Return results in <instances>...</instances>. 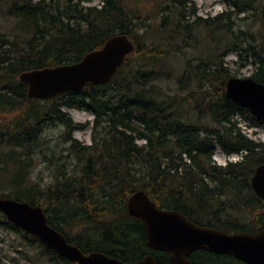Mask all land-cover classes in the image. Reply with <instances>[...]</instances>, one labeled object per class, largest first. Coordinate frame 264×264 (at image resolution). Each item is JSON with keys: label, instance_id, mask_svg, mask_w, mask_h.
Masks as SVG:
<instances>
[{"label": "trees", "instance_id": "obj_1", "mask_svg": "<svg viewBox=\"0 0 264 264\" xmlns=\"http://www.w3.org/2000/svg\"><path fill=\"white\" fill-rule=\"evenodd\" d=\"M85 1L89 0H0V11L19 24L11 38L0 35V197L40 205L48 224L82 252L99 251L123 262L151 254L157 264H172L167 252L148 248L142 222L127 212V200L138 190L159 208L179 211L199 225L234 233L264 228V200L250 185L255 168L264 162V143L243 134L235 116L262 127L264 120L224 95L225 80L235 76L225 66L227 50L238 57L251 56L255 69L249 77L264 83V4L224 0L228 8L202 18L191 0H168L163 10L170 13L157 26L161 37L167 30L172 40L180 35L192 40L195 29L201 28L230 36L214 41L224 50L206 62L187 60L175 90L168 93L159 82L171 78L166 60L173 49L155 42L150 32L138 33L144 27L142 19L125 7L126 2L141 0H102L99 6L84 5ZM254 11H259L255 22L261 39L248 32L251 43L231 37L232 14ZM190 17L195 18L191 24L182 23ZM115 34H126L134 50L111 81L88 83L80 91L48 100L27 99L21 72L77 62ZM63 108L88 111L93 120L74 122ZM50 125L63 126L67 151L82 165L72 175L62 169L51 186L40 190L24 181L36 149L51 160L39 149L42 132ZM89 127L94 133L90 145L72 137L75 130ZM215 147L241 159L218 166L212 159ZM76 223H83L82 229L69 235ZM0 226L36 247L34 260L76 264L1 212ZM189 259L193 264H245L205 250L192 252Z\"/></svg>", "mask_w": 264, "mask_h": 264}, {"label": "water", "instance_id": "obj_2", "mask_svg": "<svg viewBox=\"0 0 264 264\" xmlns=\"http://www.w3.org/2000/svg\"><path fill=\"white\" fill-rule=\"evenodd\" d=\"M133 50L134 43L126 34H115L77 62L23 71L19 80L27 86V99H52L66 92L80 91L88 83H108ZM224 95L246 108L257 120H264V83L249 76H232L224 82ZM250 185L264 200V162L255 168ZM0 212L58 256L76 264H157L151 254L137 261L123 262L99 251L82 252L48 224L40 205L0 197ZM127 212L142 222L148 248L167 252L172 264H193L189 255L196 250L229 255L246 264H264V228L254 233H234L199 225L179 211L159 208L143 190L128 198Z\"/></svg>", "mask_w": 264, "mask_h": 264}, {"label": "rangeland", "instance_id": "obj_3", "mask_svg": "<svg viewBox=\"0 0 264 264\" xmlns=\"http://www.w3.org/2000/svg\"><path fill=\"white\" fill-rule=\"evenodd\" d=\"M63 1V0H61ZM102 0H89L83 2L84 5H96L99 6ZM196 10V15L202 18L215 16L226 8L228 5L224 0H191ZM261 4H264V0H260ZM168 3V0H141V1H129L125 3V7L129 14H135L141 17V21L144 27L141 28L138 33L150 32L152 39L155 42L162 44L165 49L172 48L173 52L169 55L166 60V66L171 69V78L169 80H160V89L164 92H173L177 86L176 77L181 74L186 68V61L191 60L193 62L202 59L206 62L207 59L211 58V55H217L224 50V45L216 44V40L229 39L230 36L225 32H211L208 29L201 28L200 30L195 29L197 37L189 40L183 35L176 37L175 40L169 38L167 30L161 37V32H157V26L163 15L169 14V10H163V7ZM252 13L238 14L231 16V22H233V28L231 32L232 36H237L238 40H243L246 43H251L252 40L248 33L253 34L254 38L258 40L261 36L258 33V25L255 22V18ZM187 19V18H186ZM195 18L190 17L183 24H191ZM19 24L17 21L0 11V35L9 36L19 32ZM163 32V31H162ZM224 35V36H223ZM261 39V38H260ZM259 39V40H260ZM214 60V59H213ZM212 60V61H213ZM225 66L229 68L231 73L235 77H246L250 76L254 71L255 66L252 63L253 58L251 56L238 57L234 50H227L224 56ZM66 110L72 120L77 123H91L93 115L85 110L75 108H63ZM237 127L246 136L256 141L264 143V127L252 122L249 119L243 118L242 116H235ZM64 128L62 125H50L47 126L41 135L42 144L39 149L42 150L46 157L51 160H47L41 155L38 149L31 154L30 166L27 168V175L24 181V185H32L35 189L46 190L53 184L55 177L65 169L67 173H72L74 170H79L82 162L80 158L67 151L68 143L63 139ZM100 133L97 129L95 136ZM94 133L91 127L84 130H75L72 133V137L81 144L90 145L93 143ZM143 141L137 140L136 143L140 144ZM212 159L218 166L224 167L229 162H235L241 159L240 155L231 154L225 155L217 147L214 148ZM12 170H8V175L11 176ZM73 171V172H72ZM83 227V223H76L67 231L69 235H75ZM38 252L36 247L30 246L26 240L21 238V235L15 231L5 229L0 226V264H48L47 258L34 260V256ZM30 257V259H28Z\"/></svg>", "mask_w": 264, "mask_h": 264}, {"label": "flooded vegetation", "instance_id": "obj_4", "mask_svg": "<svg viewBox=\"0 0 264 264\" xmlns=\"http://www.w3.org/2000/svg\"><path fill=\"white\" fill-rule=\"evenodd\" d=\"M246 264V263H245Z\"/></svg>", "mask_w": 264, "mask_h": 264}]
</instances>
